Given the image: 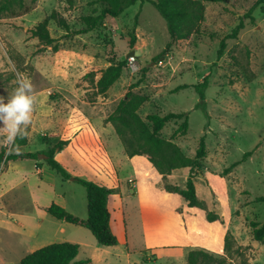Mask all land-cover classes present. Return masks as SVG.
Returning a JSON list of instances; mask_svg holds the SVG:
<instances>
[{
    "label": "rangeland",
    "instance_id": "rangeland-1",
    "mask_svg": "<svg viewBox=\"0 0 264 264\" xmlns=\"http://www.w3.org/2000/svg\"><path fill=\"white\" fill-rule=\"evenodd\" d=\"M199 1L205 7L200 33L174 43L166 52L170 40L167 26L150 3H137L72 38L65 37L66 32L50 21L49 32L60 41L56 53L32 38L30 31L52 12L63 16L72 31H79L85 28V17L100 13L101 0H73L71 4L37 0L34 5L26 0L31 8L27 14L0 12V97L8 103L22 74L35 98L31 122L27 127L19 125L27 145L14 148L13 142L6 143L8 133L0 132V151L46 153L59 141L75 138L76 126L69 120L79 114L76 108L90 106L107 117L129 90L146 98L138 111L143 119L150 114L188 113L184 134L175 133L182 120L170 121L159 132L186 157L194 158L201 138L205 139V157L195 178L202 206L189 208L173 189H184L188 170L163 178L156 190H151L123 156L124 146L114 132L122 151L114 163L123 216L117 208L112 224L110 220L118 239L112 247H100L86 228L49 215L40 223L22 218L38 215L59 195L64 196L67 212L87 220L85 189L72 179H97L89 170L86 175L85 166L76 165L71 152L64 149L54 155L71 176L69 180L43 160L37 163L54 175L43 183L39 180L42 174L34 178L24 167L7 171L11 162H1L0 264H18L29 253L62 242L79 245L75 264H188V253L193 250H205L231 264H264V238L256 241L251 226L264 222V203L256 202L264 197V0ZM6 3L0 0V6ZM15 6L12 3L14 10ZM240 23L244 26L237 37L226 39ZM223 40L225 49L218 58ZM132 50L136 63L130 67L127 55ZM119 62H125L120 79L105 95L96 96L94 87L102 70ZM89 73L93 76H86ZM205 78L206 112L196 108L200 99L195 89ZM182 86L187 88L179 90ZM4 127L0 122V129ZM17 135H21L19 131ZM81 140V144H94L92 137ZM235 163L239 164L227 171ZM129 179L134 180V193ZM161 190L175 198L162 195ZM119 194H113L116 204ZM209 212L218 220L208 222ZM17 222L26 224L25 229ZM228 233L233 238L229 253L224 242Z\"/></svg>",
    "mask_w": 264,
    "mask_h": 264
},
{
    "label": "trees",
    "instance_id": "trees-1",
    "mask_svg": "<svg viewBox=\"0 0 264 264\" xmlns=\"http://www.w3.org/2000/svg\"><path fill=\"white\" fill-rule=\"evenodd\" d=\"M70 4L73 0H66ZM207 1V0H204ZM6 4L0 6V12H12V14H27L30 11V6L26 4V0H6ZM30 5H34L37 0H29ZM103 7L100 13L96 16H87L84 18L85 28L79 31H72L63 16L57 12L39 22L30 32L32 38L38 39L44 47H50L51 51L56 53L60 49V41L54 39L48 29L50 21L62 28L67 38H72L81 34H86L102 24L106 18H116L120 16L127 8L144 3H150L158 14L165 21L169 38L168 44L164 52L168 51L174 43L182 40H187L192 35L200 33V26L204 19L205 7L202 1L199 0H101ZM261 2H263L261 0ZM12 3H15L14 10ZM243 23H240L233 33L226 39H235L239 31L243 28ZM133 40V39H132ZM131 45H134V40ZM225 49V40L221 42L218 58H221ZM125 68V62L111 64L105 70H102L101 76L95 83L96 96L105 95L108 90L120 79L122 70ZM86 76H93L89 73ZM94 82V81H93ZM208 86L207 78L195 86L199 95V102L196 108L203 109L205 107V90ZM187 88L186 86L179 87V90ZM146 101L143 96L133 95L130 90L121 99L113 113L106 119L105 123H109L114 128V132L119 137L124 146L125 153L129 158L135 156H145L152 167L163 178L171 176L173 173L188 170V177L185 181L184 189L175 192L187 202L189 208H201L202 204L196 194L195 178L200 173V162L205 157V142L204 137L199 142V147L194 158L186 157L180 148L172 141L160 136L162 129L170 121L182 120V123L175 131L176 134H184L188 128V113H169L161 116L158 114H150L143 119L138 111L142 104ZM68 141H59L48 152L44 153L48 158L43 161L46 165L58 173L64 180H69L70 175L67 171L56 162L54 155L62 151ZM27 145V138L23 135H17L13 141L14 148H20ZM249 153H246L243 157ZM38 153H7L5 149L0 151V163H8L12 161L33 160L36 166H41L37 163ZM239 163L232 164L227 169L236 167ZM75 182L79 183L86 193L87 199V220L83 221L73 216L58 204L52 203L45 208V212L56 220L70 223L72 225L81 226L91 232L97 244L100 247H112L118 244V239L111 229L110 212L108 209L109 196L117 193V189H109L92 181H87L81 178H74ZM171 188H167L170 191ZM171 192V191H170ZM256 202L264 203V197L256 198ZM208 222L218 220V217L209 212L206 216ZM253 236L256 241H262L264 238V222L252 223ZM225 251L229 253L233 245V238L228 233L224 239ZM79 245L70 242L53 243L40 248L23 257L18 264H75L74 260L79 254ZM188 264H231L226 258L215 256L205 250H193L188 253ZM77 264H90V261H83ZM243 264H248L243 261Z\"/></svg>",
    "mask_w": 264,
    "mask_h": 264
},
{
    "label": "crops",
    "instance_id": "crops-1",
    "mask_svg": "<svg viewBox=\"0 0 264 264\" xmlns=\"http://www.w3.org/2000/svg\"><path fill=\"white\" fill-rule=\"evenodd\" d=\"M84 103L87 104L86 102ZM76 112L79 113L76 119L73 121L69 120L72 126H76L75 131H73V134H75L76 136L74 139L66 138L65 140H61L69 142V144L64 149L73 154V158L75 160L74 162L77 166H79L80 168H82V166H85V169H83L84 171L89 170L94 173L93 175L97 179L94 180V183L105 186L109 189H119L120 181L118 176V169L114 162L118 158V154L122 151L119 148L118 142L116 141L115 137H113L114 128L111 126V124L104 122L108 116L103 117L102 115L95 113L90 106L83 107V109L76 108ZM89 137H92L94 143L93 145L87 144L86 142H84V144H81V139H84V141L85 139L89 141ZM124 154L125 155L123 156L129 162H131L136 172H140L139 175L142 176L141 178L143 179V181H145L148 188H151V190H156V188L154 187L158 184H161V180H163V177L162 175L157 173V171L152 167L147 158L145 156H135L132 159L126 155L125 151ZM23 161H27L26 164H21L20 162L22 161H12L7 171L16 170V167H24V169H27L31 175L35 176L34 178H38L37 175L39 173L42 174L43 179H39L41 183L49 178L52 179V177L54 176L53 173L47 168V166L37 167L36 162L33 160ZM85 173L86 175H88V172L85 171ZM102 179H104L105 181H103ZM128 182L133 184L131 192L134 193V180L129 179ZM117 193H120L119 190H117ZM164 193L163 190H161L162 195H167L169 197L175 198L173 194H169L167 192ZM162 195L161 199L164 198ZM54 197V203L60 205L63 208H66L64 196L54 195ZM115 197V195H111L108 198V209L111 214V224L113 222V212L117 208L120 212H122L121 215L123 216V199L119 194L117 196L119 197L117 199L118 203L116 204ZM48 206L50 205L44 206L42 211H39L37 213L38 215L34 217H32V215H24L25 217L22 216V218H25L27 220L32 219L36 223L43 222L46 219L45 216L48 215L45 212V208H47ZM17 223L20 224V229H25L26 224L22 222ZM37 226H35V228ZM29 229L31 231L33 230L32 227Z\"/></svg>",
    "mask_w": 264,
    "mask_h": 264
},
{
    "label": "clouds",
    "instance_id": "clouds-1",
    "mask_svg": "<svg viewBox=\"0 0 264 264\" xmlns=\"http://www.w3.org/2000/svg\"><path fill=\"white\" fill-rule=\"evenodd\" d=\"M35 98L32 95L31 85L23 78L19 77V87L15 90L14 95L9 99L8 103H4V98L0 97V122L5 125L0 132H7L6 143H12L18 131L21 137L25 134L19 125L24 124L25 127L31 122V114Z\"/></svg>",
    "mask_w": 264,
    "mask_h": 264
},
{
    "label": "water",
    "instance_id": "water-1",
    "mask_svg": "<svg viewBox=\"0 0 264 264\" xmlns=\"http://www.w3.org/2000/svg\"><path fill=\"white\" fill-rule=\"evenodd\" d=\"M134 55H135V52L132 50V51H130L128 53L127 58L132 57ZM37 157H38L39 160H43V161L47 160V158H48L44 153L43 154H41V153L39 154L38 153Z\"/></svg>",
    "mask_w": 264,
    "mask_h": 264
},
{
    "label": "built area",
    "instance_id": "built-area-1",
    "mask_svg": "<svg viewBox=\"0 0 264 264\" xmlns=\"http://www.w3.org/2000/svg\"><path fill=\"white\" fill-rule=\"evenodd\" d=\"M128 63L130 67H133L136 63L134 56L128 58Z\"/></svg>",
    "mask_w": 264,
    "mask_h": 264
}]
</instances>
